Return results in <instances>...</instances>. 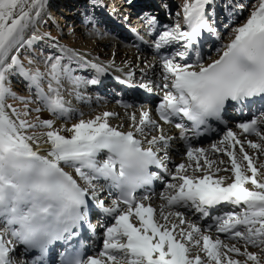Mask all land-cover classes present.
<instances>
[{
	"label": "snow or ice",
	"instance_id": "1",
	"mask_svg": "<svg viewBox=\"0 0 264 264\" xmlns=\"http://www.w3.org/2000/svg\"><path fill=\"white\" fill-rule=\"evenodd\" d=\"M214 3L215 0L185 3L182 7L187 30L176 23L163 31L154 45L157 50L180 45L170 55L162 56L163 79L168 81L162 88L168 91L158 110L165 124H172L177 117L181 121L187 118L192 123L191 137L185 123L174 125L180 129L179 139L189 142L201 135L202 126L211 130V121L225 123L224 115L230 108H238L241 114L248 110L249 122L238 124L244 133L260 136L264 129V0H259L244 23L230 30L234 38L224 46L218 59L208 64L199 60L189 62V49H194L203 35L218 34ZM45 4L46 0H0V223L3 224L0 264H48L50 246L57 242L67 243L78 236L76 230L84 224L94 230L89 222V207L93 202L104 213L115 215V224L107 228L103 251L87 258L77 251L68 258L62 256V264H208L200 255L189 258L191 249L185 241L192 247L202 243L212 264H246V261L233 259L230 253L245 255L255 264H264L257 255L242 253L235 244H224L219 237L214 243L208 235H202V241L195 239L194 234H200L201 228L187 221L184 212L179 210L183 208L206 218L222 203L233 207L243 205L240 213L229 212L217 217L215 227L229 239L264 249V180L258 179L253 157L231 130L226 132L224 140H233V150H221L216 145L213 150L224 151L231 157L234 182L225 184L226 178H214L211 174L214 161L208 159L206 150L189 144L187 156L195 161L192 171L200 175H187L188 167L183 163L176 166L172 179L181 183H168L167 187L176 191L164 197L177 208L169 216L174 215L178 222L171 224L169 216H164V223L154 218L156 210L143 203L150 199L149 195L137 197L138 190L146 189L161 178L160 170L167 171L165 161L170 139L148 111H144L138 121L135 113L131 115L132 131L124 132L110 126L108 118L117 114L104 112L94 119H81L66 129L72 133L70 137L55 129L53 120L45 119L41 124L50 129L46 133L50 149L47 154L41 153L38 140L29 134L40 125L28 117L33 111L42 109L30 108L35 101L13 91L10 78L15 75L28 81V90H34L49 111L66 117L70 110L58 95L54 99L44 92V80L47 78L50 91L56 92L53 82L59 85L62 78L77 86H95L108 71L99 63L85 61L84 67L94 69L96 76H74L71 58L65 64V56L55 53L43 57L47 72L25 66L24 59H28V65L35 61L27 56L22 58V50L27 52L46 38L54 40L50 34H35ZM229 8L242 12L244 5L239 3ZM93 22L89 20L90 24ZM148 24L151 31L156 24L155 17H149ZM9 99L19 101L23 107H15L8 103ZM153 130L160 135L149 136ZM135 133L144 139L137 138ZM248 144L264 151V145L251 141ZM236 145H240L239 151L251 171L250 176L237 162ZM201 157H204L202 162ZM66 167L75 169L83 185L65 170ZM101 180L105 183L100 184ZM248 182L255 190L245 187ZM105 189L108 195L116 193L113 207L104 206L101 195ZM122 204L126 207H121ZM132 217L138 219L139 226L132 222ZM118 238H126V243ZM17 245L25 246L19 260L12 255ZM32 250H38L39 255L25 260L23 257ZM113 250L122 255L114 254Z\"/></svg>",
	"mask_w": 264,
	"mask_h": 264
},
{
	"label": "rangeland",
	"instance_id": "2",
	"mask_svg": "<svg viewBox=\"0 0 264 264\" xmlns=\"http://www.w3.org/2000/svg\"><path fill=\"white\" fill-rule=\"evenodd\" d=\"M51 1L52 3H47L41 13L42 20L40 25H36L35 34H50V36L54 38V40L48 39V42H39L34 45L33 49H30L27 52L22 50V58L27 56L28 58L35 61L34 64L28 65V59H24L26 67H31L33 69L39 68L41 72H47L48 66L45 64L43 57L52 53L63 54L65 56V59L66 55L69 54L73 57L74 60L82 63L81 59L77 58L73 53H77L83 56L85 55L84 49H88L94 51L93 56L89 59L99 61L100 64L105 67L108 66L107 64H114L116 66L119 65L122 67L130 64L131 69L134 71L133 78L131 79L133 80L134 88H136L135 90L142 89L145 90L146 93V90L149 87L150 90L147 94L151 96H163L166 94L168 89L162 88V85L164 83H167L168 81L163 82V76L165 75V73L163 72L162 66V72L159 75L152 73L151 76H147L146 79L143 80V73L146 70H153L156 65H159L157 64V61L162 65V57L158 56V54L154 52V50H157L154 45L159 40L160 34H162L163 31L167 29H171L176 23L180 24L182 30L186 29L182 6L188 2L194 3L195 0H123L127 2L130 1V3H127L124 8L121 7V11L119 10V13L115 14L117 16V19L119 20V22L117 23V29H115L116 27L113 26V24L105 25L104 23L100 22V19L93 17V11H98L100 9V4L107 2L110 5V3L112 4V2L114 3V0ZM118 1L121 0H117L116 2ZM239 3H242L244 5V10L242 12L234 8H229L230 5ZM258 3L259 0H216L213 6L215 8L217 17L218 34L209 33V35L206 36V39L203 40V45L201 47L198 48L196 46L194 49H190V55L195 57L196 60H199L202 63H209L210 61L215 59L220 51L224 48V46L233 38L234 34L230 30L244 23L246 18L250 15L251 10H254ZM95 7L98 9H96ZM66 8L75 9L77 15H69L68 13H65ZM62 9L64 11H62ZM150 10L155 11V13H149ZM159 11L163 12L162 18H159L158 16ZM101 12L105 13V10ZM149 17H155L156 19H158V22L151 29V31L149 30L148 24ZM89 20H93L94 22L90 24ZM95 20H97V22H95ZM96 25L100 26L96 27ZM137 33L139 34L138 36L140 39H142L143 41L145 40V42L148 41L147 45L144 44L146 50H139L137 42L135 41L136 38L134 36ZM108 34H111L112 36H108ZM103 40H107L109 41V43H103ZM172 46L176 47L171 49V51L169 52L170 54L180 48L179 44H173ZM65 49L69 51L65 53ZM102 50L104 51V53L101 52ZM33 51H35L36 53L35 56H33ZM146 52H148L147 54L149 56L145 54ZM118 53L123 54L125 58L118 59ZM155 56L157 57L155 58ZM63 63L66 64L65 61H63ZM73 69L74 76L82 77L83 74L91 78L93 77L91 73H78V65H76ZM10 79L11 88L13 89V91H15L19 96L27 97L35 101L34 103L29 105L30 108H40L42 109V112L51 115L50 119L53 118L54 120L60 121L62 123L67 122L66 117H62L49 111L47 107H45L44 103L37 98L34 90H28V81L15 75ZM43 83V89L47 95L51 96L54 99L58 95L59 99L64 102L65 106H71L75 110L76 113L72 116L75 123H79L81 119L85 121L94 119L96 116L102 115L104 112H112L117 114L108 118L109 120H111L112 124H118L121 119H125L124 128L133 129L131 115L128 113H135L138 121L141 118L142 113L144 111H148L151 118L157 121L163 127V133L170 139V147L167 149L168 158H171V160L174 159V163L176 166L181 163L185 165L187 164V167L189 165V169L186 173L187 175H200L199 173L192 171V169L195 167V161L187 159V152L186 149H184L182 142L183 140L179 139L174 131L166 127V124H163L164 121H162L159 117V114H157L156 110L160 105L159 102H157L156 104H151L149 99H144L141 102V105L135 104V106H132L134 107V109L130 110L129 112L126 107L120 108V106L118 107L117 102L115 103L114 100L108 99V97L112 99L116 97L122 98V92L117 91L113 87L109 88L107 86L109 88L107 90L108 92L102 91L101 95L98 96V92L92 89L91 85L77 86L73 81L66 78H62L59 85L53 82L52 86L57 89L56 92L50 91L47 78ZM143 85H147V88L143 87ZM159 100L163 101L161 96L159 97ZM89 102H94L95 105L90 106ZM8 103L13 104L17 108L23 107V105L17 100L9 99ZM112 103L114 105H111ZM132 103L133 102H131V104ZM118 108L121 110H117ZM234 112H236L235 114L240 113L238 108H235ZM248 114L249 113H246V115ZM67 115L69 114L67 113L66 116ZM247 117L249 118V115ZM116 118L119 119L116 121ZM28 119L33 123L40 125L30 130L29 134L34 135L40 143L41 141H45L44 138H46V133L49 130L48 128L42 126V119L39 115V112L33 111ZM175 120H177V122L181 121L179 117H177ZM232 127L236 128L238 127V125ZM148 135L158 137L160 135V132L157 130H153L149 132ZM138 137L142 136L139 134ZM224 137L225 132L223 131L211 138L205 139L203 143L216 145L214 142L218 141L222 143V150H233V143H231L229 139L225 141ZM261 137H264V129L261 130L260 136L251 133H249L248 135H244L242 131H240V133L238 134V139L244 143V150L253 157V162L256 165L257 169H261V171L258 173L259 179L264 180V151L251 148L248 144V142L251 141L252 143L264 145V139H262ZM142 139H144V137H142ZM171 146H177L180 150H172ZM158 147L160 146L158 145ZM239 148L240 146L235 147L234 150L236 153H241L239 151ZM162 154L163 153L161 152V155ZM207 157L209 160L214 161V165L212 168H218L219 164L225 166L228 164V162L231 163L230 157L226 154V152L223 151H220L218 153L212 152L208 154ZM200 159L202 162L204 157H201ZM245 164L247 165L246 161ZM229 168H232V166H229ZM73 169L74 168H65V170L69 173H71ZM169 170L170 171L167 173H165L164 171L163 173L161 172L163 181L160 182V188L157 190V194H153V198H150L153 202L152 204H158L157 207L161 205L157 210V214L159 213V220H161V223H164V216H168V213L165 212L166 207H164V201L166 199L164 197L166 195L175 194L176 191L173 189H169L167 187V184L176 183L177 185H179V183H181L178 180L172 179V175H176V168L170 167ZM212 171L213 170H211V174L213 173ZM74 173L75 175H79L76 172ZM219 173L223 174L225 172L219 171ZM229 179L231 178H227L225 180ZM231 181L232 180L226 181V183H230ZM245 186L247 188L255 190L254 186L250 183H246ZM163 192L164 194L162 195ZM101 198L105 201V207H113V202L115 201V199L110 197V195H108L106 191L101 195ZM112 216H110L111 223L109 225H113L115 223V219H113ZM198 219L199 218H195V220L193 219V221L196 222L198 221ZM94 223L97 225V220ZM103 224L105 225L106 222L98 224L100 232L98 239L100 245H103L104 240L107 239L106 231L109 227L105 226L101 228V226H104ZM184 227L187 229L188 225L186 224ZM204 233L210 236L212 240H215L217 237H219V239H221L224 244H235L236 247H239L241 249L242 253L251 252L257 255L261 260H264V249L260 247L245 245L243 241L229 239L225 234V236L222 237L216 233H208L205 231ZM202 235L203 234H195L194 237L195 239H201L202 241ZM187 244L191 249V257L200 255L202 260L207 261L208 264H212V262L208 259L207 252L203 250L202 243L199 247H192V245L188 242ZM229 255L233 259L237 258V260L246 261V264H255L254 261L247 260V257L245 255H237L236 253H230Z\"/></svg>",
	"mask_w": 264,
	"mask_h": 264
},
{
	"label": "bare ground",
	"instance_id": "3",
	"mask_svg": "<svg viewBox=\"0 0 264 264\" xmlns=\"http://www.w3.org/2000/svg\"><path fill=\"white\" fill-rule=\"evenodd\" d=\"M113 1V0H112ZM117 0H114V3L115 4H113L112 6V8H108V15H106L105 17H103V16H99L100 17V19L102 20V21H104L105 23H107L106 21H108L109 19H110V22L113 24V26H115L116 28L115 29H117V23L119 22V20H117V19H115V17H113V15L115 16V13H114V11L117 13V10L118 9H120V11H121V7H125V5L127 4V3H130V1H123V0H121V1H118V2H116ZM142 1V0H141ZM215 2H216V0H215ZM47 3H52V1L51 0H46V4ZM144 3V2H143ZM45 4V5H46ZM74 4V3H73ZM116 4H118L117 6H115ZM215 4V3H214ZM216 5H217V3H216ZM62 11H64L63 9H62ZM65 13H68L69 15H73V14H76L77 15V12H75V9H71V8H66L65 9ZM114 13V14H113ZM121 13V12H120ZM149 13H155V11H153V10H150L149 11ZM157 13V12H156ZM158 16H159V18H162L163 17V12L162 11H159L158 12ZM97 15H99L97 12L96 13H94L93 14V16L95 17V16H97ZM50 18V17H49ZM41 18H40V20H39V23L37 24V25H40V23H41ZM155 20H156V23L158 22L157 20L158 19H156L155 18ZM95 22H97V20H95ZM98 26H100V25H96V27H98ZM102 26V25H101ZM185 30H187V25H186V29ZM139 34L137 33V34H135L134 36H135V41L137 42V45H138V48H139V50L140 51H143V50H146V48H145V45H147V42H145V40L143 41L142 39H140L139 38V36H138ZM209 35V34H208ZM39 36V35H38ZM108 36H112L111 34H108ZM233 38H234V36H233ZM232 38V39H233ZM231 39V40H232ZM43 41H45V42H48L49 40L46 38L45 40H43ZM42 41V42H43ZM99 42H101V41H99ZM39 43V42H38ZM103 43H109V41H107V40H103ZM228 43H230V41L228 42ZM227 43V44H228ZM145 44V45H144ZM202 44H203V42H201V43H199L198 44V48L199 47H201L202 46ZM226 44V45H227ZM199 45H201V46H199ZM119 47V46H118ZM174 47H176V46H165V47H163V48H161L160 50H154V52H156L157 54H158V56H165V55H169L170 53V51H171V49H173ZM102 53H104V51L102 50L101 51ZM121 52V51H120ZM84 53H85V55H80V54H77V53H73L77 58H80L81 59V61H82V63H84L85 61H90L91 59H89L90 57H92L93 56V54H94V51L93 50H88V49H84ZM148 52H146L145 54H147ZM222 54V50L220 51V53L217 55V57L215 58V59H218L219 57H220V55ZM118 56H117V58L118 59H123V58H125V56L123 55V54H121V53H118L117 54ZM148 55V54H147ZM149 56V55H148ZM69 57H72L71 55H69V54H67L66 55V59L64 60L65 62H66V64H68L69 63V60H68V58ZM76 57H74V58H76ZM157 56H155V58H156ZM215 59H213V60H215ZM212 60V61H213ZM92 62L91 63H99L100 64V62L99 61H96V60H91ZM187 61H189V62H195L196 61V59H195V57H193V56H191L190 55V49H189V51H188V54H187ZM212 61H210L209 63H211ZM182 63L184 62V61H181ZM77 61H75V60H73V62L71 61V63H70V66L72 67V68H74L76 65H77ZM113 63V62H112ZM202 63V62H201ZM157 64H159V65H156V67L153 69V70H146L144 73H143V80H145L146 79V77L147 76H151V74L152 73H155V74H160L161 72H162V70H161V64H160V62H158L157 61ZM204 64H208V63H204ZM108 66V68H107V74L106 75H104V76H102L101 77V82L98 84V85H95V86H92L91 85V87H92V89H94V90H96L98 93H97V95L99 96V95H101V92L102 91H104V92H108L107 90L111 87H113L114 89H116V84H117V80L113 77V76H109L108 74H110L111 72H114V74L115 73H117V76H119V73H124V74H126V76L127 77H129V74H131L130 76H132V78H133V75H134V71L131 69V65L130 64H128L127 66H125V67H122V66H116V65H114V64H107ZM127 68V69H126ZM79 72H83V73H91L92 75H93V77H95L96 76V72H95V70L94 69H91V68H86V67H84V65L83 64H78V73ZM82 77H84V78H91V77H89V76H85V75H83L82 74ZM92 77V78H93ZM119 79V78H118ZM121 80V79H120ZM123 82H124V84H126L127 82H128V80H122ZM165 80L163 79V82H164ZM108 83H112L111 85H109V88L106 86V84H108ZM43 85H44V83H43ZM82 87V86H81ZM119 88H121L122 90H123V97L122 98H110V97H108V99H110V100H114L115 101V103L117 102V104H118V107L120 106V108H123L124 107V105L125 104H129V105H131V107H127V110L130 112V110H133L134 109V107H132V106H135V104L137 105V104H139V105H141V102L144 100V99H149L150 100V103L151 104H156L157 102H159V104H161V103H163V101H164V96L165 95H154V96H151V95H149V94H147V93H149L148 91H149V87H148V89L146 90V93H145V90H142V89H137V90H135L136 88H134L133 86H132V88L130 89V88H128V89H125V88H123V87H119ZM107 94V93H106ZM162 97V100L163 101H160L159 100V97ZM131 102H133L132 104H131ZM89 105L90 106H93V105H95V103L94 102H89ZM111 105H114L113 103L111 104ZM65 108L66 109H69L70 111L68 112V114L69 115H67L66 116V121L67 122H65V123H62V122H60V121H56V120H54L53 118L51 119V120H53V122H54V128L55 129H60V130H62L61 131V134H64V135H66V136H68V137H70L71 136V132H68V131H66V129H69V128H71L72 127V125L73 124H75V122L73 121V115H75V110L71 107V106H65ZM130 108V109H129ZM117 110H121V109H117ZM156 110V109H155ZM157 111V114H159V110L157 109L156 110ZM234 112V109H230V111H229V114L228 115H230L228 118H226V116L224 117V120H225V123H217V122H215V124H213L212 126H211V130H207L206 128H204V127H201L200 128V133H201V135L197 138V139H195V140H191L190 142L189 141H182L183 142V146H184V149H186V152H187V149H188V147H189V144L191 145V147H193V148H203V149H205L206 150V155H208V154H210V153H212V152H215V153H218V152H216V151H214L213 150V145L212 144H210L209 145V143H203L204 142V140L205 139H207V138H211V137H213L214 135H216V134H219V133H221V132H225V135H226V132L228 131V130H231V131H233L234 133H236V138L238 139V134L240 133V131H242V133L244 134V135H248L249 133H244L243 132V130L242 129H240L239 127H236V128H234V127H232V126H237L240 122H249V118L247 117L248 115H246V113L245 114H241V112L240 113H238L237 115L236 114H234L233 113ZM128 114H130V115H132L131 114V112L130 113H128ZM39 115H40V117H41V119H42V121L43 120H45V119H50L51 118V115H49V114H47V113H45V112H42V111H40L39 112ZM232 115V116H231ZM231 117H234V118H231ZM113 119V118H112ZM119 118H116V121L118 120ZM176 119V118H175ZM108 122H109V125L110 126H112V127H116L118 130H121V131H124V132H127V131H132L133 129H129V128H124L125 127V119H121L120 121H119V123L118 124H112V122H111V120H109L108 119ZM177 122V120H174V122L172 123V124H166V127H168L170 130H172V131H174L175 132V134L177 135V137L179 138V133H180V129H177V128H175V123ZM180 122H184V120H182V121H180ZM163 124H165V123H163ZM230 124H235V125H230ZM147 128V127H146ZM187 128L189 129V132H188V135L191 137L192 135H193V133H192V131H191V129H192V126H187ZM48 130H50V129H48ZM214 130H216V131H214ZM207 131H210V134H208V135H206V132ZM214 131V132H213ZM135 135L137 136V138H140V139H142V137H138V135H139V133H135ZM45 139V141H41V143L39 142V149L41 150V153L42 154H47V151L50 149V142H47V137L46 138H44ZM143 140V139H142ZM229 141L231 142V143H233V140L231 139V138H229ZM216 145H217V147H219L221 150L223 149V147H222V143H220V142H218V141H215L214 142ZM203 144V145H202ZM237 146H240V145H236V147ZM145 147H147V144L145 143ZM156 147H158V145L156 146ZM171 149L172 150H180L177 146H171ZM224 152V151H223ZM187 159L189 160V158H188V156H187ZM236 159H237V162L238 163H240L241 164V167H242V171H244L245 172V174L246 175H251V171H250V169H247V165L245 164V161H243L242 160V154L241 153H236ZM230 160H231V157H230ZM165 164H166V167H167V171L165 172V173H167V172H169L170 170H169V168L170 167H173V168H176V165H175V163H174V159H172L171 160V158H168L166 161H165ZM186 166H187V164H186ZM229 166H232L231 165V163L230 162H228V164L227 165H225V166H223V165H221V164H219L218 165V168L219 169H221V171H223V172H225V173H223V174H220L219 172H217L216 171V169L217 168H212L211 170H213L212 172V174L214 175V178H231V179H229V180H232L231 182H234V172L231 170V168H229ZM72 169V168H71ZM188 169H189V165H188ZM224 169H228V171H224ZM156 169L154 168V171H155ZM205 171H207V169H205ZM261 171V169H258V173ZM75 172V169H73L72 170V173L71 174H75L74 173ZM160 172H163V170H160ZM79 177V175H75L74 177L76 178V177ZM174 175H172V177H173ZM160 179H163V177H161ZM258 179H259V177H258ZM166 180H167V178H166ZM229 180H225V184H227L226 183V181H229ZM78 182H80L82 185H83V181L82 180H78ZM230 182V183H231ZM105 182L103 181V180H101L100 181V184H104ZM248 183H250V182H248ZM251 184V183H250ZM246 185V184H245ZM151 187L152 186H147V188L146 189H143V190H141L140 192H139V194H137V197L139 198V196H141V195H144V194H147V195H149L150 196V198H153V194H157V190L160 188V182H157V185L154 187V189L152 190L151 189ZM246 187V186H245ZM250 189V188H249ZM250 190H252V189H250ZM105 191L107 192V194H108V189H105ZM159 192V191H158ZM164 194V192L162 193V195ZM110 197H112V198H114V199H116L117 197H116V193L115 192H113L111 195H110ZM143 203H145L146 205H151L156 211H155V213H154V218L157 220V221H159L160 223H161V220H159V213L157 214V210L159 209V207L161 206V205H159V207H157V205L158 204H152L153 202H152V200L151 199H149V200H146V201H143ZM164 203H165V205H164V207H166V209H165V212L166 213H168V216H169V213H173L174 214V212L177 210V208H176V206H173V205H170L168 202H167V200H165L164 201ZM121 207H126L125 205H121ZM244 207L245 206H243V205H240V206H236V207H233L231 204L230 205H218V206H216V207H214L212 210H211V215L209 216V217H201L200 216V214L199 213H195V212H192V211H188V210H185V209H183V208H181V209H179L180 211H182V212H184V215H185V218H186V220L187 221H189L191 224H195L197 227H199V228H201V233L200 234H203V235H207L206 233H204V231L205 232H208V233H216V234H218V235H220V236H222V237H224L225 235H227V234H223V233H218V231H217V229H216V227H215V220H216V218L217 217H222V216H224V215H226L227 213H229V212H232V213H240V212H242L243 211V209H244ZM95 212H97V213H99L100 215L99 216H95L94 218L96 219V220H99V222H101V220H102V222H107L106 223V226H109V227H112L113 225H109L110 223H111V218H110V216H112V215H108V214H106V213H104L103 211H102V209L101 210H99V209H97L98 207L95 205V203L93 202L92 203V207H91ZM113 217V219H115V216H112ZM175 216L174 215H171V216H169V223L171 224V223H176V222H178L177 221V218H174ZM195 218H199L198 219V221H196V222H194L193 221V219L195 220ZM132 222L134 223V224H136L137 226H139V221H138V219H136L135 217H132ZM209 224H212L213 225V227L212 228H209L208 227V225ZM3 227V224L2 223H0V228H2ZM92 233H94L93 231H92ZM96 233V232H95ZM87 234H89L90 235V233H89V231L87 232ZM86 234V235H87ZM97 234V237L94 239V240H91V242H93L92 243V246H90V254L89 255H93V256H95V255H98L99 254V252L100 251H103V245H100L99 244V235H100V232L99 233H96ZM106 234H107V231H106ZM194 236H195V234H194ZM118 239H120V241L122 242V243H126V238H118ZM213 241V243L215 242V240H212ZM91 242H90V244H91ZM186 244H187V242H185ZM187 246H189L188 244H187ZM25 246H23V245H17V247H16V252L15 253H12V255L13 256H15V258L17 259V260H19V259H21V257H20V251L24 248ZM114 251V254H117L118 256L119 255H122V253H120V252H118L117 250H113ZM88 255V256H89ZM34 257V256H33ZM25 260H29V259H31L32 257H29V256H25V257H23ZM131 257H129V259H130ZM189 258H193V257H191V252H190V256H189ZM235 260H237V258H234ZM51 262H52V260H51ZM109 264H111V262H109Z\"/></svg>",
	"mask_w": 264,
	"mask_h": 264
}]
</instances>
